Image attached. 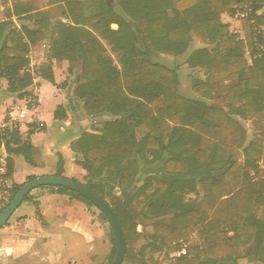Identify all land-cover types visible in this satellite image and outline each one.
<instances>
[{"label":"trees","instance_id":"trees-1","mask_svg":"<svg viewBox=\"0 0 264 264\" xmlns=\"http://www.w3.org/2000/svg\"><path fill=\"white\" fill-rule=\"evenodd\" d=\"M55 1L65 2V15L71 24L55 25L48 62L35 74L53 83L52 60L57 65L68 62V74L81 63L83 82L74 95L85 114L125 118L105 123L74 143V151L83 157L79 165L87 173L85 186L117 214L126 242L124 260L134 259L130 245L133 237L142 235L137 227L146 225L138 222L139 215L156 219L148 236L150 256L145 257L147 247H143L140 264L152 262L160 252L167 258L177 251L178 242L190 238L192 229L197 230L200 245L190 247L187 257L171 260V264H196L197 258L206 256L217 259L235 252L243 237L253 239L245 256L264 264V148H258L256 141L248 143L244 125L234 118L250 121L264 137V126L260 125L264 118V55L248 63L243 42L221 22L223 15L234 13L240 1L117 0L120 13L110 0ZM27 19L34 20V29L22 26L18 30L11 21L0 23V79L6 81L8 93L20 98L33 83L27 59L30 46L47 31L41 13ZM261 23L264 15L256 18V24ZM112 24L117 30H110ZM244 26L247 45L251 46V26L247 22ZM92 31L106 40L120 68ZM193 35L211 48L193 51L185 63L206 74V80L194 81L192 88L203 97L213 92L211 105L172 92L177 86L176 70L151 60L157 54L184 55ZM130 115L135 122L129 121ZM54 119L66 120L62 107H57ZM142 126L147 134L138 140L135 130ZM1 144L9 156L20 155L26 163L34 164L35 150L21 140L16 128L0 130ZM238 150L242 164L235 158ZM164 157V172L180 178L151 176L137 188L134 182L139 162L148 165ZM12 167L13 160L8 158L6 174L0 179H11ZM197 172L202 176L193 178ZM61 175L58 170L56 176ZM155 184L157 187L147 194ZM197 185L203 191L200 200H196ZM22 186L12 187L8 202ZM56 189L91 205L73 192ZM116 189L120 190L118 196ZM188 194L196 198L185 202ZM140 201L144 204L136 214L134 207ZM163 217H168V222ZM112 242L108 264L115 256L113 234Z\"/></svg>","mask_w":264,"mask_h":264},{"label":"crops","instance_id":"crops-1","mask_svg":"<svg viewBox=\"0 0 264 264\" xmlns=\"http://www.w3.org/2000/svg\"><path fill=\"white\" fill-rule=\"evenodd\" d=\"M109 4L115 7L117 13H120L116 5L117 0H110ZM38 13H41V18L47 26V31H43V35L36 39L35 44L30 46L27 59L29 61V68L31 69L30 72L33 76V83L26 90L27 93L30 91L35 93L36 105L29 108L27 103H25V96L20 98L18 94L8 93L6 81L0 79V82L4 85L0 90V130L16 128L21 140L28 141L35 150L34 164H28L20 155L9 156L5 151L4 145L1 144L0 159H5L7 161L8 158H12L13 160L11 179H2L0 181V201L6 200V203H8L10 191L14 185H24L28 182V178L30 177L56 176L58 170L62 171L61 177L74 180L80 184L87 183V173L79 165L82 162L80 160L82 155L80 152L74 151V143L83 134L90 133L88 129L92 124H87V121L83 120L87 115L82 108V104L77 101L74 95V83H77L76 87L81 84L82 75L81 77L76 76L75 80H73L70 85L68 84L66 86V82L69 81L68 78H70L71 75L67 72L68 62L63 61L57 65L54 60H52L53 83L42 79L34 72V70L39 69L48 62V60H46V63H43L42 58H48L50 54V45L54 37L53 28L55 25L59 22L67 25L71 24L70 19L65 15L67 14L65 2L57 3L55 0H0V23L11 21L18 30L22 26L30 30L34 29V20L27 19V17ZM225 16L228 22L236 23L232 21L231 16L225 14L221 17L222 24L227 25V23L222 20ZM88 26L84 28L91 31L92 29H89ZM110 30H117V25H110ZM93 34L107 50L108 56L113 59L114 65L120 68L119 63L114 61L116 55L113 54L106 40L100 38L97 33L93 32ZM202 48L210 49L211 47L207 44L206 46H200V44L193 43L192 40L187 52L182 56L186 55L187 59L193 51ZM167 56L169 55L157 54L153 56L151 60L155 62L153 60L154 58L160 60L164 57L168 58ZM155 63L160 64L159 62ZM79 65L82 69V64L80 63ZM74 71L73 73L77 74L79 69H74ZM65 88L67 89V95H65ZM59 106L64 110L66 116L65 121H57L54 119V113ZM6 110L9 111L8 116L10 121H8L4 115ZM103 115L111 118L121 117L120 120L125 119L122 116H110L108 114L95 116ZM234 118L243 124L240 118ZM128 119L131 122H135L133 115H130ZM109 122L112 121L99 123L105 124ZM238 152H241V150H238ZM167 157H164L161 162L158 161L148 165L139 162L140 166L152 167L153 171L149 172V176H147L146 170L142 172V175L139 170L134 185H138L137 182L139 181L144 182L146 178L151 176H155L161 180L180 178V176L169 175L164 172L163 163ZM5 174L3 172L0 173L1 176ZM201 176V172L192 175L193 178H200ZM37 193L38 192L32 191L29 194L30 197L26 200L35 205L36 209L34 212L28 215L19 214L12 222H7V224L0 229V264H8V260H21L23 257H30V259L33 260H44L45 257H48V260L61 259L60 255L56 254L53 256L52 253L48 252V248L54 244L53 238H55L51 229L54 226L56 227V225L53 226L44 221L46 217L45 208H52L55 210V215L52 219L59 220L57 229L64 230L71 228L74 231L79 230L81 233H85L88 246L90 249L93 248L91 244V240L94 239L93 235L88 228L81 225L79 218H75L72 224L66 222L65 219L66 215L79 217L80 211H82L81 207L83 208L84 205L81 203L82 201L80 202L79 199L69 194L59 192L55 187L54 189L45 187L39 194ZM20 206L15 212L19 211ZM58 239L60 238L58 237ZM178 244L179 242L176 245ZM174 253H171L167 258L163 252L157 253L156 256H158V258L154 257L152 262L146 260L145 264H171V260L178 259L173 256ZM227 253H225V255ZM225 255L217 259H213L209 256L197 258L196 260L198 261L196 264H210L208 263L210 260H217L218 262L216 264H260L254 261L252 257L247 258L245 255L238 258L230 257L229 254L225 257ZM191 258L192 255L190 259Z\"/></svg>","mask_w":264,"mask_h":264},{"label":"rangeland","instance_id":"rangeland-1","mask_svg":"<svg viewBox=\"0 0 264 264\" xmlns=\"http://www.w3.org/2000/svg\"><path fill=\"white\" fill-rule=\"evenodd\" d=\"M174 1H177V0H174ZM222 20L227 23L229 27V32H232L233 34L237 35L238 39L243 42L244 49H245V58L247 59V62H251V60L249 59L247 55V51H246L247 49L246 33L247 32H246L244 23L228 22L226 16ZM193 43L198 44V45L200 44V46H206V44L201 42L199 39H197L195 35H193ZM167 57L168 58L164 57L160 60H158V58H154L153 60L155 62H159L160 64L165 65L170 70H173V69L176 70L177 86L173 89L174 91L172 92H175L181 98H184L187 100H197V99L203 100L206 104L211 105L214 101V98H212V96L214 97L213 92H211L208 95L209 97H203V96L196 94L192 88L194 81H198V80L205 81L206 80V74L204 73V71L199 70V69L191 70L187 68V66L185 65L186 55L182 57H178V58H173L171 56H167ZM42 59H43L42 61L43 63H46V60H48V58L46 57L45 58L43 57ZM114 61L118 63L117 57H115ZM80 68H81L80 65L76 67L77 70L78 69L80 70ZM28 69L31 70L29 67ZM34 72H36V70H34ZM76 76H77L76 73H72L70 75V78H68L69 81L66 82V86L68 84L70 85L73 82V80H75ZM81 82H83L82 79H81ZM3 87L4 85L0 82V90ZM65 95H67L66 88H65ZM25 103H27L29 108L33 105H36L35 93L33 91H30L29 93L25 95ZM224 110L226 111L227 109L224 108ZM8 112L9 111L6 110L4 115L6 116V119L10 121ZM92 118L94 117L87 116L83 120L87 121L86 123L88 124ZM243 124L245 126V130L247 131V142L249 143L251 141H256L258 148L263 149L264 148V137L262 138L261 130L256 129L250 121H243ZM102 125L103 124L99 122L92 123L88 130L89 132L94 133L95 131L100 130L102 128ZM260 125L264 126V118L260 122ZM135 134H136V138L140 140L147 134V129L145 127H140L135 130ZM235 158H236L237 164L243 163L241 152H237L235 154ZM80 160L81 161L83 160L82 157L80 158ZM261 164L262 162H259V165L262 168ZM139 170L141 172V175H142V172L146 170L147 176H149L148 173L153 171V168L140 166ZM146 177H143V178H146ZM137 183L138 185H136V187H139L142 185L143 182L139 181ZM156 187L157 185L155 184L147 192V194H150ZM44 188L45 187H41L33 191L38 192L37 194H39V192H41V190H43ZM197 191H198L199 196L197 197L196 200H200L203 196L201 185H198ZM114 193L116 195H119L120 191L115 190ZM194 197L196 198V195L189 194L185 196L184 200L191 202L194 199ZM142 202L143 201H140L139 205H135L134 213L138 214L142 210V207L144 204V202L143 203ZM81 203L84 205H83V208L81 207L82 211H80L79 217L74 216V215H71V216L66 215L65 219H66V222H69L70 224H72L73 221H75V218L77 219L79 218V222L81 223V225L83 227L88 228L91 231V234L93 235L94 239L91 240V244L93 248L90 249V247L88 246L87 237L85 236V233H81L79 230L74 231L71 228L70 229L67 228L64 230L57 229V226H58L57 224L59 220L52 219V217L55 215V210H53L52 208L50 209L45 208L46 217L44 221L50 223V225H53V226L56 225V227L54 226L51 229L52 234L55 235V238H53L54 244L48 248V252L52 253L53 256H55L56 254L60 255L61 259L60 260L58 259L48 260V257H45L44 260H41V259L33 260V259H30V257H23L21 260H8V264H108L109 262L108 256L112 252V249L114 248L110 226L106 222L105 218L101 215V213L95 207L83 201ZM6 204H7L6 200H1L0 209L4 208ZM35 209L36 208L33 203L29 201H24L23 203H21L19 211L15 212V214H13V216L9 219L8 222H12V220L19 214L28 215L31 212H34ZM137 217H138L137 219L138 222H144L146 225L144 227L142 226L137 227V231L141 232L142 235L137 239H134L133 237V242L130 245V254L132 256H135L134 259H132V261L124 260L123 264H140L139 257L141 254V249L143 247H147L151 243V240L149 239L148 236L149 234L152 233V224L156 221V219L152 217L143 218V217H139V215ZM167 219L168 217H165V218L163 217L164 222H168ZM58 237L60 239H58ZM183 241H187L188 243H190L191 247L199 246L200 239L197 236V230L192 229V234L190 238L188 240H183ZM252 244H253V239H246L245 237H243L242 242L240 246L237 248V250L235 252L234 251L230 253L228 252L227 254H229L230 257H233V258L244 256L247 249ZM150 253L151 252L149 248L147 247L144 252L145 257L148 258L150 256ZM227 254L219 255L217 256V258L224 257V255L226 257ZM43 255H46V254H43ZM154 257L158 258V256L156 255Z\"/></svg>","mask_w":264,"mask_h":264},{"label":"water","instance_id":"water-1","mask_svg":"<svg viewBox=\"0 0 264 264\" xmlns=\"http://www.w3.org/2000/svg\"><path fill=\"white\" fill-rule=\"evenodd\" d=\"M81 74L82 69L80 68V70L77 72V76L81 77ZM76 84L77 83H74V93L76 89ZM120 119L121 117L111 118L104 115L95 116L90 120L89 123L118 121ZM41 187L63 188L81 196L82 198L87 200L93 207H95L105 218L106 222L110 226V229L115 239V256L110 264H123L126 252V242L124 239L120 222L117 218V214L113 211V209L109 206L106 201L102 200L99 196L94 194L85 185L68 178L57 176H42L26 182L19 189V191L9 202V204L0 212V229L7 224L9 219L12 217V215L23 202L24 198L29 195L33 190H36Z\"/></svg>","mask_w":264,"mask_h":264},{"label":"built area","instance_id":"built-area-1","mask_svg":"<svg viewBox=\"0 0 264 264\" xmlns=\"http://www.w3.org/2000/svg\"><path fill=\"white\" fill-rule=\"evenodd\" d=\"M238 5L234 7V13L231 19L237 23L247 22L251 26L252 40L251 46L246 45L247 55L250 60L259 59L264 55V23L256 24V18L264 15V0H239ZM7 161L0 159V173H6ZM1 176V175H0ZM2 179H0L1 181ZM190 243L181 241L178 244L174 257L181 258L188 256Z\"/></svg>","mask_w":264,"mask_h":264}]
</instances>
